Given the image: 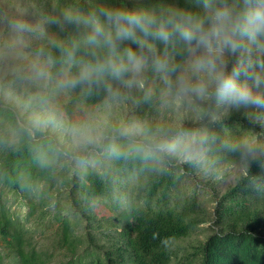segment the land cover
<instances>
[{
	"label": "clouds",
	"instance_id": "1",
	"mask_svg": "<svg viewBox=\"0 0 264 264\" xmlns=\"http://www.w3.org/2000/svg\"><path fill=\"white\" fill-rule=\"evenodd\" d=\"M0 151L264 199V0H0Z\"/></svg>",
	"mask_w": 264,
	"mask_h": 264
},
{
	"label": "trees",
	"instance_id": "2",
	"mask_svg": "<svg viewBox=\"0 0 264 264\" xmlns=\"http://www.w3.org/2000/svg\"><path fill=\"white\" fill-rule=\"evenodd\" d=\"M243 111L228 122L234 131L236 123L248 126ZM193 170L154 173L113 165L105 175L99 169L77 171L65 164L41 169L27 152L0 151V186L19 195V203L29 208L26 218L18 220L0 196V264H264V199L241 191L235 183L218 193L213 232L191 244L192 251L184 247L181 240L207 221L206 216L198 212L192 194L185 195L179 211L166 197L181 177ZM136 173L143 175L138 176L137 185L119 178ZM56 176L62 180L61 189L62 185L69 187L71 212L66 215L60 190L54 187ZM102 195H114V203L107 201L111 208L125 197L123 207L118 206V219L108 216L100 221L92 213L86 201ZM35 210H39L38 216H34ZM32 217L54 227L52 253L41 256L31 239ZM77 221L82 222L81 228ZM67 256L71 258L66 260Z\"/></svg>",
	"mask_w": 264,
	"mask_h": 264
},
{
	"label": "rangeland",
	"instance_id": "3",
	"mask_svg": "<svg viewBox=\"0 0 264 264\" xmlns=\"http://www.w3.org/2000/svg\"><path fill=\"white\" fill-rule=\"evenodd\" d=\"M228 175L229 173L225 171V173L221 176V178L214 179V178L205 177L199 171L193 170L189 174H186L185 176L181 177V179L176 184V186L172 188L167 194L166 197L167 201L172 202V204L174 205V207H176L178 211L181 208V203L183 202L182 200L184 199L185 195L186 194L194 195L197 198L196 208L200 210L198 212L205 214L207 219V221L200 222L192 229L190 236H188L189 238H184L181 240L184 247H188L191 250L192 247L191 244H196L199 241L204 240L209 234L213 232V228H216L215 226L212 225V218L214 215V210L217 206L215 202L217 196L219 194H222L231 185L235 183L234 178L226 179ZM138 176H143V175L141 173H136L133 176H128L124 174L119 178L124 182H128L130 185L132 184L137 185ZM56 177L57 178L54 183L55 184L54 187L60 190L59 191L60 203L66 206V209H62L64 210L63 214L66 215L71 212L68 209V206L71 205L69 187H65L62 185V189H61L62 180L60 176H56ZM69 177L70 174L68 175V179ZM129 189L130 188L128 187L126 188V190ZM0 191H1L0 192L1 199L5 204L6 208L9 209V211L14 215L16 219L24 220V218H26L25 217L26 212L28 211L29 208L27 205H21V203H19V195H16L12 193V191H10L8 188L5 189L2 188L1 186H0ZM59 192H57V194ZM114 195L111 196L102 195L97 198L86 201V203L90 206L92 213L100 221H103L104 218L108 216H112L113 219H118V213L119 211H121L120 208L123 207L125 197L123 196L122 199L117 202L118 205L111 204L112 206L111 208L107 204V201L114 203V201L112 200V197ZM118 206H120V208H118ZM59 208L61 209L64 207L61 206ZM39 213H40L39 210H35L34 216H38ZM48 217L50 219L49 214ZM40 223H41V219L39 217H36L35 219L34 217H32V222H29L30 237L31 239H33V242H35L41 256H44L46 252L50 254L54 250L50 244L54 236V227L53 226L46 227L44 224H40ZM54 223L55 221H53V224ZM81 225L82 222H78V221L76 222V226L78 228H81ZM82 247H84V244L81 247H79V250ZM2 249L3 248L0 241V251H2ZM70 258H71L70 256H67L66 260Z\"/></svg>",
	"mask_w": 264,
	"mask_h": 264
}]
</instances>
